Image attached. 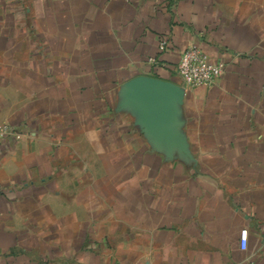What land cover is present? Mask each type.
Instances as JSON below:
<instances>
[{"label": "crops", "instance_id": "0c3cea01", "mask_svg": "<svg viewBox=\"0 0 264 264\" xmlns=\"http://www.w3.org/2000/svg\"><path fill=\"white\" fill-rule=\"evenodd\" d=\"M0 123V264H264V0H0Z\"/></svg>", "mask_w": 264, "mask_h": 264}, {"label": "built area", "instance_id": "2783aa9c", "mask_svg": "<svg viewBox=\"0 0 264 264\" xmlns=\"http://www.w3.org/2000/svg\"><path fill=\"white\" fill-rule=\"evenodd\" d=\"M166 40H163L161 47L165 48ZM226 64L224 61H212L199 45L190 44L186 46L178 63V73L184 83L188 86H209L216 79L225 73ZM11 135H16L14 128L8 123H0V143ZM242 248L247 247V230L241 237Z\"/></svg>", "mask_w": 264, "mask_h": 264}]
</instances>
